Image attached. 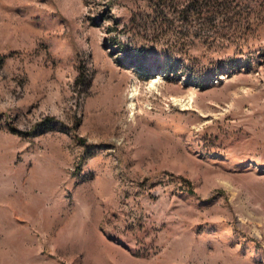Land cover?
Segmentation results:
<instances>
[{
	"label": "rangeland",
	"instance_id": "1",
	"mask_svg": "<svg viewBox=\"0 0 264 264\" xmlns=\"http://www.w3.org/2000/svg\"><path fill=\"white\" fill-rule=\"evenodd\" d=\"M0 264H264V0H0Z\"/></svg>",
	"mask_w": 264,
	"mask_h": 264
},
{
	"label": "bare ground",
	"instance_id": "2",
	"mask_svg": "<svg viewBox=\"0 0 264 264\" xmlns=\"http://www.w3.org/2000/svg\"><path fill=\"white\" fill-rule=\"evenodd\" d=\"M132 95H134V93H133ZM131 106H132V105L130 104V106H129V107H130V109H133Z\"/></svg>",
	"mask_w": 264,
	"mask_h": 264
}]
</instances>
